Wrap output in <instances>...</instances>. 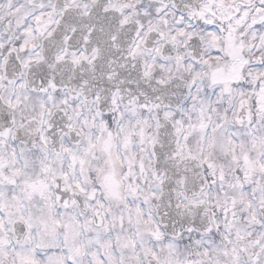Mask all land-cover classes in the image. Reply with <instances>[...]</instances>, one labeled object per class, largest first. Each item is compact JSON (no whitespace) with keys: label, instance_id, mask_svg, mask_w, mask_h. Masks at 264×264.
<instances>
[{"label":"snow or ice","instance_id":"obj_1","mask_svg":"<svg viewBox=\"0 0 264 264\" xmlns=\"http://www.w3.org/2000/svg\"><path fill=\"white\" fill-rule=\"evenodd\" d=\"M0 264H264V0H0Z\"/></svg>","mask_w":264,"mask_h":264}]
</instances>
